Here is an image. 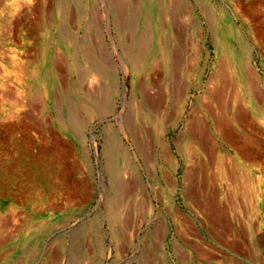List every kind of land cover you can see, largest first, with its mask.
Wrapping results in <instances>:
<instances>
[{"label": "rangeland", "instance_id": "obj_1", "mask_svg": "<svg viewBox=\"0 0 264 264\" xmlns=\"http://www.w3.org/2000/svg\"><path fill=\"white\" fill-rule=\"evenodd\" d=\"M208 1L244 34L247 58L264 84V0ZM142 2L0 0V264H264V155L245 161L215 137L228 159L226 171L220 175L195 145L200 160L187 179L177 151L187 139L185 118L203 97L215 62V39L202 16V24L195 23L203 35L195 44L200 48L184 115L162 132L176 166L159 164L166 178H152L135 143L122 136L135 162L125 178H135L140 166L147 195L134 191L121 221L112 220L103 148L112 127L119 128V115H132L135 93L140 98L124 41L147 45ZM111 82L112 113L87 118L85 95ZM150 84L147 78L142 86ZM69 115L80 121L75 132L62 124ZM255 118L261 136L240 129V138L264 150V122ZM136 124L146 126L141 118ZM141 140L145 147L147 138ZM207 206L219 221L206 219Z\"/></svg>", "mask_w": 264, "mask_h": 264}, {"label": "bare ground", "instance_id": "obj_2", "mask_svg": "<svg viewBox=\"0 0 264 264\" xmlns=\"http://www.w3.org/2000/svg\"><path fill=\"white\" fill-rule=\"evenodd\" d=\"M142 5V24L145 29L144 35L147 37V45H145L146 47L140 46L139 44L142 42H138V40H134L131 45L124 41L126 45L124 52L131 68L133 83L137 82L140 98L135 93L136 103L131 111L132 115L126 118L119 115V128L112 127L103 148V171L106 173L112 193V198L107 206L112 214V220L117 222L121 221L126 204L134 191H137L138 196L140 194H144L143 197L147 195L146 184L142 182L140 169H138L140 166L134 167L137 171L135 178H125L129 174L127 172L129 164H135V162L130 160L129 149L124 143L123 137L130 144L131 142L135 143L152 178L161 177V180L166 178V174L160 169L159 164L168 170L176 166L171 146L169 147L162 141V132L170 126L177 125L184 115L189 96L187 91L193 80L192 74L195 72V66H197L195 59L200 47L195 44L198 43L201 32H203L201 25L203 20L215 39L213 43L215 62L213 70L208 76L203 97L200 98L196 106H192L188 117L185 118L187 120L184 122L183 136L187 139L182 150H177L185 165L184 177L188 179V174L194 171V165L197 164L198 159L200 160L193 154L194 151H197L195 145L204 152L209 159L208 162L214 165L220 175L226 171L225 163L228 162V159L224 158L225 155H221L220 145L216 142L215 137H218L229 149L235 151L239 158L241 156L245 161H256L262 154L264 155V150L248 142L245 139L246 136L240 138V129L243 131L241 133L245 131L248 136H253L257 132L258 134L262 133L260 127L255 123V117H260L264 122V84L247 58L249 49L246 37L230 16L223 10H216L208 0H143ZM195 10L198 12L197 15ZM192 14H195L194 19ZM200 16L203 17L202 21ZM239 17L243 18L244 16L240 13ZM242 21L245 26H248L246 19H242ZM196 22L201 23L199 27H196ZM118 29L116 26L115 31L121 32ZM80 53L84 56L82 49ZM114 53L119 60L116 50ZM126 69L122 65L125 74L127 73ZM142 73L143 80L149 78L151 81L149 89L143 88V80L138 81V77ZM112 85L111 82L95 96L93 94L85 95L91 103L84 109V115L87 118L112 113V109L115 107L110 96L113 90ZM114 89L116 90V86ZM16 100H18L17 96ZM13 116L14 114L11 115V117ZM138 118H141L146 126L142 128L137 125ZM78 120L69 115L62 124L72 128L75 132L80 126ZM260 136L257 135V137ZM141 137L147 138L148 144H145V147L141 146L143 140ZM164 139L166 140V138ZM148 170L146 169V171ZM191 198L193 197L191 196ZM196 207L201 214L204 213L205 209L203 210L202 206L197 205ZM213 209L210 207L208 209L209 216L205 217L215 223L220 220V217L214 213ZM173 217L175 218L176 215Z\"/></svg>", "mask_w": 264, "mask_h": 264}]
</instances>
